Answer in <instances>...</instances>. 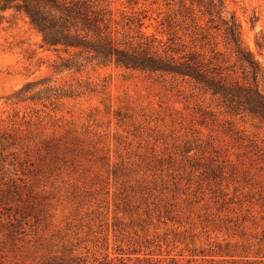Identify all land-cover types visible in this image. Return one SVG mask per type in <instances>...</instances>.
Returning a JSON list of instances; mask_svg holds the SVG:
<instances>
[{
	"label": "rangeland",
	"instance_id": "1",
	"mask_svg": "<svg viewBox=\"0 0 264 264\" xmlns=\"http://www.w3.org/2000/svg\"><path fill=\"white\" fill-rule=\"evenodd\" d=\"M111 3L166 37L157 4ZM225 10L264 70V0ZM210 97L56 49L0 9V259L264 264V120Z\"/></svg>",
	"mask_w": 264,
	"mask_h": 264
},
{
	"label": "trees",
	"instance_id": "2",
	"mask_svg": "<svg viewBox=\"0 0 264 264\" xmlns=\"http://www.w3.org/2000/svg\"><path fill=\"white\" fill-rule=\"evenodd\" d=\"M145 1L161 9L165 38L144 31L140 17L121 12L116 18L111 0H0V9L27 14L56 49L170 76L196 95H210L221 113L264 120V70L248 50L238 20L225 16V0ZM0 264L7 263L0 259ZM36 264L60 263L53 257Z\"/></svg>",
	"mask_w": 264,
	"mask_h": 264
}]
</instances>
